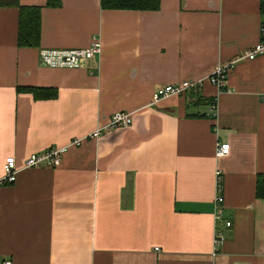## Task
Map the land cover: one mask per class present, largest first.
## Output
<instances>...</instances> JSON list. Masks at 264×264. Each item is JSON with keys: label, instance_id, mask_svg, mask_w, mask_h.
<instances>
[{"label": "crops", "instance_id": "obj_1", "mask_svg": "<svg viewBox=\"0 0 264 264\" xmlns=\"http://www.w3.org/2000/svg\"><path fill=\"white\" fill-rule=\"evenodd\" d=\"M18 3L40 6V31L36 45H19V6L0 4V178L8 155L20 165L32 151L65 150L59 165L0 184V261L264 264V53L237 61L222 90L208 79L260 37V0ZM93 38L101 51L83 66L39 60L42 47ZM188 78L200 88L152 101L158 86ZM116 110L132 111L129 125L87 136Z\"/></svg>", "mask_w": 264, "mask_h": 264}, {"label": "built area", "instance_id": "obj_2", "mask_svg": "<svg viewBox=\"0 0 264 264\" xmlns=\"http://www.w3.org/2000/svg\"><path fill=\"white\" fill-rule=\"evenodd\" d=\"M264 18V17H263ZM261 35L257 41L250 46L236 52V54L228 59L218 62L210 74L208 79L210 83L216 85L219 90L226 88L227 74L232 70L235 63L242 59H253L256 56L264 53V22L261 24ZM101 51V42L97 38H93L87 46L76 47H42L38 50V57L41 63L52 67H80L88 60L97 56ZM201 86V81L196 79H183L177 82L166 83L158 86L153 94L152 101L156 102L170 95H184L189 91L198 90ZM130 110H116L112 112L105 124H101L91 130L87 136H98L103 129L116 128L127 126L131 122ZM82 138H74L70 144L79 145ZM65 146H49L42 150L32 151L27 154L21 164L14 155H8L3 162V175L0 178V184L11 183L16 179L17 172L20 168L32 166H50L54 167L61 163ZM229 151V142L217 141L215 147L216 155H224ZM217 219H222L220 213V205L222 201L221 194V175L220 170H217ZM225 225L230 224V220H224ZM223 239V233L219 227L215 230L213 236V248L218 249ZM0 264H12L11 259H3Z\"/></svg>", "mask_w": 264, "mask_h": 264}, {"label": "trees", "instance_id": "obj_3", "mask_svg": "<svg viewBox=\"0 0 264 264\" xmlns=\"http://www.w3.org/2000/svg\"><path fill=\"white\" fill-rule=\"evenodd\" d=\"M0 4L19 6L18 44L21 46L36 45L40 31V6L21 5L18 3V0H0ZM101 6L110 8L157 9L159 7V0H101ZM260 9L264 14V0H260ZM257 195L264 197V175L260 174L257 176Z\"/></svg>", "mask_w": 264, "mask_h": 264}]
</instances>
